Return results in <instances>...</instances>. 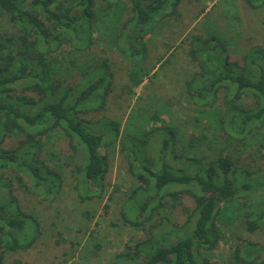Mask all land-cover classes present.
I'll list each match as a JSON object with an SVG mask.
<instances>
[{"label": "trees", "instance_id": "obj_1", "mask_svg": "<svg viewBox=\"0 0 264 264\" xmlns=\"http://www.w3.org/2000/svg\"><path fill=\"white\" fill-rule=\"evenodd\" d=\"M244 1L253 10L264 5V0ZM179 4L180 0H0V264L5 253L27 250L39 236L38 223L24 212L12 182L45 199L61 192V176L43 158V140L52 133L61 132L67 139L69 154L60 169L70 170L79 200L103 193L109 161L100 149L115 145L119 124L87 117L118 90L115 76L104 60L76 66L72 60L65 64L63 54L88 52L92 34L105 18L111 30L102 36L131 63L128 84L119 88L129 95L144 79L143 57H137L148 51L144 38L162 30L168 18H179ZM210 42L218 40L210 36L204 43ZM217 52L189 51L199 71L186 82L185 93L209 118L208 125L198 117L193 121L198 134L186 136L183 128L171 123L131 138L128 171L139 185L128 203L137 196L141 200L132 220L126 217L128 209L121 211V218L136 229L145 231L147 225L149 237L132 251L117 254L112 264H210L203 252L212 251L222 239L227 224H221V217H229L227 222L242 218L246 234L263 232L261 243L237 245L232 264H264V201L254 200L264 193V168L250 170L241 156L248 138L264 129V48L256 46L237 61L228 59L222 44ZM74 72L78 79L70 85ZM152 118L160 122L158 116ZM210 120L215 133L209 131ZM161 133L167 136L160 147L161 165L156 166L147 148L151 137ZM12 135L21 139L14 148H5ZM120 146L125 150L123 142ZM184 198L192 200L193 207L189 209ZM176 206L185 214L180 225L172 223Z\"/></svg>", "mask_w": 264, "mask_h": 264}, {"label": "rangeland", "instance_id": "obj_2", "mask_svg": "<svg viewBox=\"0 0 264 264\" xmlns=\"http://www.w3.org/2000/svg\"><path fill=\"white\" fill-rule=\"evenodd\" d=\"M179 14L177 19L168 18L162 30L144 38L148 51L137 56L143 57L141 67L144 79L129 95L119 92V88L128 84L127 74L131 63L111 48L107 38L102 36L103 32L111 30L105 18L99 31L92 34L93 43L88 52L63 54L67 57L65 64L72 60L76 66L104 60L114 73V88L118 87V90L111 93L102 109L90 113L87 119L91 122L107 119L118 123L119 138L115 145L100 149V153L107 156L109 161L102 196L85 202H81L76 195L70 170L67 167L60 169L69 154L65 136L55 132L43 140V158L61 176L62 189L53 199H45L25 191L16 181L12 182L24 212L36 219L39 236L29 249L5 253L4 264H112L117 254L132 251L136 244L149 237L147 225L145 231L136 229L125 224L121 218V211L128 209L126 217L132 220L141 200L137 196L128 203L139 185L128 171L126 153L132 155L131 138L171 123L183 128L186 136L198 134L193 122L198 117L202 119V124L205 123L203 125H208L206 122L209 118L200 114V109L185 93L186 82L199 71L197 63L189 56L190 50L215 49L217 52L222 44L226 47L228 59L237 61L256 46L264 48V5H258L253 10L244 0H180ZM114 15L115 12H112L110 17ZM210 36L215 37L218 43L205 44V39ZM198 37L200 40H195ZM158 60H163V63ZM76 79L78 74L74 72L68 83L73 85ZM246 104L250 106L252 99H247ZM153 116H158L160 122H153ZM185 122L188 124L184 125ZM212 122L209 121L212 127H209V131L215 133ZM256 131V135L248 138L247 146L241 148L242 163L250 170L264 168V129ZM166 136L165 133L155 134L150 139L147 151L156 166L161 165L160 147ZM207 136L211 138V132ZM20 139L21 136L12 135L3 145L14 148ZM120 142L125 146L123 151ZM211 145L215 147L216 143L213 141ZM255 152L258 153L257 157L253 155ZM257 199L264 201V193L254 198L255 201ZM183 203L189 209L193 207L190 199L184 198ZM171 213L172 223L182 224L185 214L181 207L176 206ZM157 218V215L154 216V219ZM228 218L221 217V224L228 226L223 227L222 239L217 246L212 251L203 252L210 264H232L238 244L245 245L247 241L259 244L263 240L261 231L252 235L245 233L242 218L227 222Z\"/></svg>", "mask_w": 264, "mask_h": 264}]
</instances>
